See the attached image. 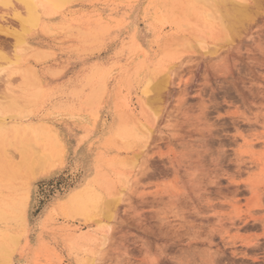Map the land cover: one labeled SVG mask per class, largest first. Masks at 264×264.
Segmentation results:
<instances>
[{"label":"rangeland","instance_id":"1","mask_svg":"<svg viewBox=\"0 0 264 264\" xmlns=\"http://www.w3.org/2000/svg\"><path fill=\"white\" fill-rule=\"evenodd\" d=\"M201 1L74 0L3 63L12 264H264V0H248L253 20L231 41ZM0 49L14 59V38ZM166 72L149 104L148 77ZM31 91L42 97L9 109Z\"/></svg>","mask_w":264,"mask_h":264},{"label":"bare ground","instance_id":"2","mask_svg":"<svg viewBox=\"0 0 264 264\" xmlns=\"http://www.w3.org/2000/svg\"><path fill=\"white\" fill-rule=\"evenodd\" d=\"M72 1L74 0H0V7L2 9H6L7 11H9V14L13 18V20H15V22L18 23L20 26V29L17 30L16 28L10 26L9 23L3 21V20L7 21V19H5L6 16L4 14L0 16L3 21L2 22L0 19V35L14 38L17 48V51L14 55V59H12L6 52L0 49V69L2 68L3 63L10 66L14 64L19 65L21 63L22 55L19 52L27 51L29 50L30 47L27 42L26 34L32 32L33 30L37 29L42 25V17H41L42 14L44 15L53 14V12L63 9L65 6L69 5ZM202 1H207V0H202ZM210 1L216 4L219 7V9L223 11V13H220L222 14V16L220 15L221 16L220 25L222 23L221 26L223 27L227 35L226 39L228 41H231L233 39L232 36L236 35L241 27H243L246 23L253 20L254 8L251 9L252 6H250L248 0H209L208 2ZM211 10H213V8ZM35 55L38 56L39 54H35ZM170 76H171L170 72H166L158 76L151 75L148 77L147 85H146L147 87L144 91V94L148 96L151 93L153 94V96L151 95L149 96L150 98L148 100L149 104L155 102L157 103L158 101L161 102L163 91L166 90L168 88V85L170 84V79H171ZM25 79L27 81L32 80L30 78V73H28V75L25 76ZM32 87L34 90H36L35 85ZM41 94H42L41 91H31L30 94L25 97H15L11 95L10 96L11 100L9 102V109H19V108L27 107L28 104H30L31 102L38 101L42 97ZM12 123L13 122L11 121H7L6 118L0 117L1 129L7 128V125ZM41 126L47 127L48 125L43 123ZM46 155H48L46 157L51 158L49 156L50 154H46ZM46 160L47 159H45V161ZM90 183L91 182L86 184L85 187L77 190L73 194L71 199L77 198L78 200L84 197V194L87 193L86 190L90 188ZM96 200L98 201V204L101 203L99 198ZM119 201L120 199L118 198L115 201L106 202L105 204L106 209L104 208L105 209L104 212L107 211L106 215L108 216V218L112 217L111 206L115 207L119 203ZM85 203L86 200L83 198L80 200L79 203L73 202L72 206L77 210L82 208L85 205ZM106 205L108 207V210ZM16 212L17 210L14 207V205H8L7 202H2L0 204V223H8L9 220L13 216H15ZM24 226L25 225L23 223L22 227L24 228ZM19 238L20 235L16 231L0 232V264H12L11 252L13 249H15V245L18 243Z\"/></svg>","mask_w":264,"mask_h":264}]
</instances>
